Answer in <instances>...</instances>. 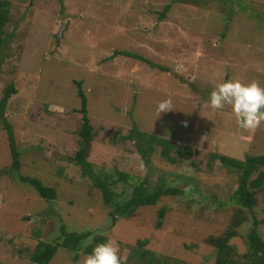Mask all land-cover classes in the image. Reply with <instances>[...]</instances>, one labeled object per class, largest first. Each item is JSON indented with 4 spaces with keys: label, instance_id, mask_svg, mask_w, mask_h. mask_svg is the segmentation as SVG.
I'll return each mask as SVG.
<instances>
[{
    "label": "rangeland",
    "instance_id": "rangeland-1",
    "mask_svg": "<svg viewBox=\"0 0 264 264\" xmlns=\"http://www.w3.org/2000/svg\"><path fill=\"white\" fill-rule=\"evenodd\" d=\"M7 1L0 94L12 83L15 93L5 112L20 165L17 173L9 170L0 125V264H29L36 242L52 241L59 225L104 234L105 242L118 247L121 264H140L138 239L152 254L148 264H212L215 248L203 238L235 218L241 224L230 243L237 255L246 250L253 219L264 240V185L250 188V210L239 206L234 201L238 172L211 158L264 155V122L251 133L239 126L230 106L213 110L209 102L211 91L225 80H255L264 88V0ZM113 51L136 53L167 71L119 54L109 58ZM74 80L81 82L95 133L88 156L93 173L115 179L116 170L131 178L113 183L119 197L108 205L70 158L78 139ZM166 99L172 111L157 116V105ZM131 127L168 139L177 163L165 161L156 146L143 173L135 137H123ZM19 174L52 186L55 197L39 196L19 182ZM142 179L150 188L159 183L181 193L139 206L108 227L112 204ZM159 207L164 214L156 227ZM91 235L78 247L90 243ZM75 251L57 247L47 264H83L87 255Z\"/></svg>",
    "mask_w": 264,
    "mask_h": 264
},
{
    "label": "trees",
    "instance_id": "trees-1",
    "mask_svg": "<svg viewBox=\"0 0 264 264\" xmlns=\"http://www.w3.org/2000/svg\"><path fill=\"white\" fill-rule=\"evenodd\" d=\"M7 0H0V35L2 33L1 27L7 21L6 6ZM168 5L164 6L163 11L159 16H163L164 11ZM1 41L4 39L0 38ZM123 55L125 57H131L133 59L144 61L150 67H156L161 71H167L165 67L156 66L153 63L145 60L136 53H129L126 51H113L109 58L115 55ZM75 85L76 95L79 99L78 108L75 111L79 114L76 121L75 134L78 137L76 141V149L74 154L70 157L71 160L78 165L80 174L83 177L89 178L92 181L94 188L99 191L100 199L103 204H110L112 200L119 197L113 191V183L121 182L125 183L130 180V176L120 171L114 170L116 178L113 179L112 174L104 173L102 177H99L93 173L92 165L88 161V156L95 133L92 130V126L89 124L86 106L85 96L80 88V80L73 81ZM15 93V88L12 83L6 85L0 94V125L5 133V139L7 142L8 154L10 157L9 170L17 173L19 167V150L16 147V140L13 134L11 124L6 119L7 113L5 112V106L10 94ZM125 139L135 137V150L139 155L141 161L146 164L149 161V155L154 150V147H159V155L169 163H177V159L171 156L170 150L172 144L170 141L163 137H158L153 134H145L144 132L135 131L131 127L128 132L123 135ZM143 144V145H142ZM176 152L178 153L179 147ZM185 154H189V150L184 151ZM212 159H218L220 163L225 166H229L235 169L238 173L237 187L234 191V201L241 207L251 209L253 193L250 188L259 189L264 185V155H250L246 156L243 161H236L235 159L225 157L222 155H211ZM193 165V164H192ZM240 171V172H239ZM257 171V175L253 178H249L251 173ZM58 173V172H56ZM19 182L25 185L31 186L36 193L46 199H52L55 197V190L52 186L43 184L38 178L28 175H18ZM94 182V183H93ZM146 179L137 181L133 184L130 194H126L120 200V203H113L108 214L110 221L108 227H111L118 217L128 218L134 210L139 206L154 205L159 197L165 195H179L181 189L173 186H163L162 184H155L154 187L145 185ZM164 214V208L159 207L157 209V220L155 226L158 227L160 220ZM241 224L239 219L228 222L223 230L216 235H208L203 238L204 243L213 246L215 248L214 260L212 264H264V240L259 236L255 226L256 220H252V227L246 233L247 246L244 253L237 255L236 249L230 239L237 234V227ZM34 233V232H33ZM91 231L84 230L81 232L66 231L62 225H59V233L51 239L52 241L38 240L31 251L28 254L29 264H47L57 247L77 252L79 250L82 254L88 255L92 252V249L100 243H105V235L100 232H94L91 235ZM38 238L39 234L34 233ZM91 235V242L78 247V244L83 238ZM145 240H136V254L140 259V264H148L152 261L153 257L150 251L143 249ZM87 245V246H85ZM193 264V263H186Z\"/></svg>",
    "mask_w": 264,
    "mask_h": 264
},
{
    "label": "clouds",
    "instance_id": "clouds-1",
    "mask_svg": "<svg viewBox=\"0 0 264 264\" xmlns=\"http://www.w3.org/2000/svg\"><path fill=\"white\" fill-rule=\"evenodd\" d=\"M209 102L213 110L230 106L238 118L239 126L251 133H254L261 122H264V88L255 80L248 84H243L238 79L225 80L211 91ZM170 111H172L171 99L163 100L157 105V116ZM184 126H187L186 123ZM139 168L143 173L147 172L143 162L140 163ZM83 264H121L118 247L114 246V242L97 244L92 252L85 256Z\"/></svg>",
    "mask_w": 264,
    "mask_h": 264
},
{
    "label": "water",
    "instance_id": "water-1",
    "mask_svg": "<svg viewBox=\"0 0 264 264\" xmlns=\"http://www.w3.org/2000/svg\"><path fill=\"white\" fill-rule=\"evenodd\" d=\"M65 23H66V21H62V23H61V27H60V29H59V32L63 29ZM58 34H59V33H58ZM24 218H25V219H29L28 216H26V217H24Z\"/></svg>",
    "mask_w": 264,
    "mask_h": 264
}]
</instances>
